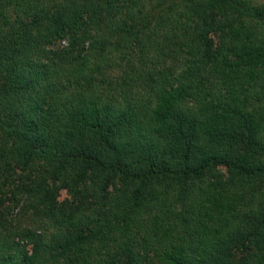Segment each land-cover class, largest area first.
<instances>
[{
    "label": "trees",
    "instance_id": "16d2710c",
    "mask_svg": "<svg viewBox=\"0 0 264 264\" xmlns=\"http://www.w3.org/2000/svg\"><path fill=\"white\" fill-rule=\"evenodd\" d=\"M0 264H264V0H0Z\"/></svg>",
    "mask_w": 264,
    "mask_h": 264
},
{
    "label": "rangeland",
    "instance_id": "374dc122",
    "mask_svg": "<svg viewBox=\"0 0 264 264\" xmlns=\"http://www.w3.org/2000/svg\"><path fill=\"white\" fill-rule=\"evenodd\" d=\"M65 198H67V194H66V192L64 191V192H62L60 199H61V200H64Z\"/></svg>",
    "mask_w": 264,
    "mask_h": 264
}]
</instances>
